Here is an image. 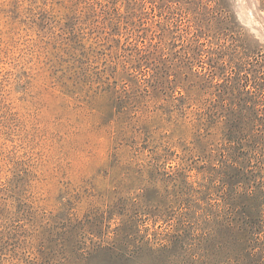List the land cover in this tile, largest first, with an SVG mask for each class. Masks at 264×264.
<instances>
[{
	"label": "rangeland",
	"instance_id": "obj_1",
	"mask_svg": "<svg viewBox=\"0 0 264 264\" xmlns=\"http://www.w3.org/2000/svg\"><path fill=\"white\" fill-rule=\"evenodd\" d=\"M0 264H264V0H0Z\"/></svg>",
	"mask_w": 264,
	"mask_h": 264
},
{
	"label": "trees",
	"instance_id": "obj_2",
	"mask_svg": "<svg viewBox=\"0 0 264 264\" xmlns=\"http://www.w3.org/2000/svg\"><path fill=\"white\" fill-rule=\"evenodd\" d=\"M219 245H220V248H221V247H223L224 243H221V242H220ZM228 254H231V251H230ZM228 258H229V257H228Z\"/></svg>",
	"mask_w": 264,
	"mask_h": 264
}]
</instances>
